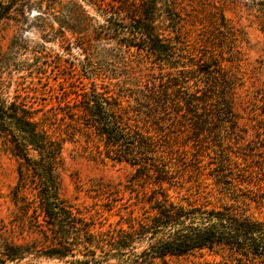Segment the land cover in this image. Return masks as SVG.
Wrapping results in <instances>:
<instances>
[{"label":"trees","instance_id":"1","mask_svg":"<svg viewBox=\"0 0 264 264\" xmlns=\"http://www.w3.org/2000/svg\"><path fill=\"white\" fill-rule=\"evenodd\" d=\"M175 1L9 0L45 8L54 20L57 7L68 9L60 35L49 38L76 60L71 49L83 54L91 86L67 92L44 128L22 103L0 99V138L19 161V181L41 183L46 224L38 216L35 232L49 241L19 243L14 228L0 223V264L191 257L204 264H264V88L251 91L241 67L224 55L191 49ZM66 142H85L131 166L132 185L150 189L144 216L99 233L75 216L56 185ZM205 154L215 160L211 167ZM171 189L181 191L177 198Z\"/></svg>","mask_w":264,"mask_h":264},{"label":"rangeland","instance_id":"2","mask_svg":"<svg viewBox=\"0 0 264 264\" xmlns=\"http://www.w3.org/2000/svg\"><path fill=\"white\" fill-rule=\"evenodd\" d=\"M4 1L0 3V99L8 105L22 103L44 128L51 110L60 107V101L67 92H73L83 85L91 86L83 67L86 61L77 49H71L70 53L78 56V60L66 53L59 40L49 38L60 35L59 23L64 22L62 19L68 14V9L64 11L57 7L54 20L51 17L54 14L48 16L45 8L29 9L26 5ZM175 2L184 19L182 33L191 49L196 47L205 53L224 55L226 60L241 67L251 91L264 88L262 1ZM227 65L230 63L227 62ZM259 103L262 105L261 101ZM243 107L242 104L239 107L242 114L245 113ZM209 161L208 166L211 167L215 160H210L205 154L204 162ZM18 166V159L0 138V223L14 228L19 243L33 244L37 241L40 243L37 246H46L49 241L35 232L38 216L39 221L46 224L39 204L41 183L31 178L20 182ZM134 173L131 166L105 158L97 148H90L85 142H66L62 162L57 169L58 197L75 216L94 224L97 233L127 228V222L142 218L146 213L148 206L144 204V197L145 193L150 192L143 182L132 185ZM180 192L179 189H171L169 194L177 198ZM182 194H186V191L183 190ZM99 257L98 254V260ZM207 259L213 261L214 257ZM72 260L67 258L60 262L27 258L22 262L7 264H71ZM204 263L191 257L172 258L166 263L156 261L154 264Z\"/></svg>","mask_w":264,"mask_h":264}]
</instances>
